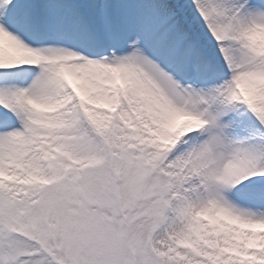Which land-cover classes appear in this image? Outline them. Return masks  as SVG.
Masks as SVG:
<instances>
[{"label": "snow or ice", "instance_id": "snow-or-ice-1", "mask_svg": "<svg viewBox=\"0 0 264 264\" xmlns=\"http://www.w3.org/2000/svg\"><path fill=\"white\" fill-rule=\"evenodd\" d=\"M0 264H264V0H0Z\"/></svg>", "mask_w": 264, "mask_h": 264}]
</instances>
